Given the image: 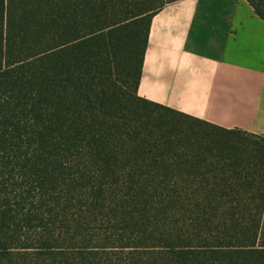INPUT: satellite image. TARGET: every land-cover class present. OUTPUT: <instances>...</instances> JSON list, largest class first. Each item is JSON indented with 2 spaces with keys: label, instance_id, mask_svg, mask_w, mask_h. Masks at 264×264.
Instances as JSON below:
<instances>
[{
  "label": "trees",
  "instance_id": "trees-1",
  "mask_svg": "<svg viewBox=\"0 0 264 264\" xmlns=\"http://www.w3.org/2000/svg\"><path fill=\"white\" fill-rule=\"evenodd\" d=\"M172 1L0 0V264H264V142L137 96Z\"/></svg>",
  "mask_w": 264,
  "mask_h": 264
},
{
  "label": "crops",
  "instance_id": "crops-1",
  "mask_svg": "<svg viewBox=\"0 0 264 264\" xmlns=\"http://www.w3.org/2000/svg\"><path fill=\"white\" fill-rule=\"evenodd\" d=\"M137 96L264 142V20L247 0H175L151 18Z\"/></svg>",
  "mask_w": 264,
  "mask_h": 264
},
{
  "label": "rangeland",
  "instance_id": "rangeland-1",
  "mask_svg": "<svg viewBox=\"0 0 264 264\" xmlns=\"http://www.w3.org/2000/svg\"><path fill=\"white\" fill-rule=\"evenodd\" d=\"M257 141H259V142H263V140H261V139H257Z\"/></svg>",
  "mask_w": 264,
  "mask_h": 264
}]
</instances>
